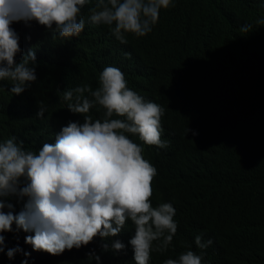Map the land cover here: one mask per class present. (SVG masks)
Wrapping results in <instances>:
<instances>
[{
    "label": "clouds",
    "instance_id": "obj_1",
    "mask_svg": "<svg viewBox=\"0 0 264 264\" xmlns=\"http://www.w3.org/2000/svg\"><path fill=\"white\" fill-rule=\"evenodd\" d=\"M86 5L90 14L83 16ZM174 6L0 0V90L8 119L32 115L34 104L29 124L41 137L35 149L15 136L0 140V264H72L99 241L104 251L128 249L135 264H223L211 257L219 250L211 234L196 232L194 242L186 238L177 248L173 238L184 232L179 203L151 202L157 167L149 157L169 156L174 142L164 125L182 118L183 104L153 91V72L126 34L147 36L161 10ZM35 26L43 34L31 39ZM21 230L6 244L3 233ZM86 255L101 259L94 250ZM226 264L238 261L232 256Z\"/></svg>",
    "mask_w": 264,
    "mask_h": 264
},
{
    "label": "trees",
    "instance_id": "obj_2",
    "mask_svg": "<svg viewBox=\"0 0 264 264\" xmlns=\"http://www.w3.org/2000/svg\"><path fill=\"white\" fill-rule=\"evenodd\" d=\"M173 3L161 10L147 36L126 34L153 72V91L175 95L183 104L182 118L164 125L174 142L169 156L159 159L152 151L149 157L157 167L151 202L179 203L184 232L173 238H178L177 248L204 232L216 239L218 253H211L215 261L226 264L235 256L238 264H264V25L256 24L264 19V0ZM91 6L82 9L83 16ZM246 24L252 30L242 33ZM31 30V39L43 34L39 27ZM7 106L0 90V140L15 136L35 149L41 137L29 123L37 107L31 103L32 115L14 123ZM129 231L130 226L125 235ZM21 233H3L6 244ZM104 243L81 251L72 264H135L128 249L104 251ZM93 250L99 262L88 259L86 252ZM4 258L0 254V261ZM157 258L156 251L152 262Z\"/></svg>",
    "mask_w": 264,
    "mask_h": 264
},
{
    "label": "bare ground",
    "instance_id": "obj_3",
    "mask_svg": "<svg viewBox=\"0 0 264 264\" xmlns=\"http://www.w3.org/2000/svg\"><path fill=\"white\" fill-rule=\"evenodd\" d=\"M177 157V156H176ZM171 161V160H170ZM175 162H177V161H175ZM179 162V161H178ZM175 165V164H174ZM177 166V165H176ZM180 167V166H179ZM178 167V168H179ZM183 167V166H182ZM172 168H173V166H172ZM174 173V172H173ZM176 173V172H175ZM176 176V175H175ZM178 176V175H177ZM180 176V175H179ZM185 202V201H184ZM184 221V220H183ZM186 221V220H185ZM182 222V221H181ZM183 225V224H182Z\"/></svg>",
    "mask_w": 264,
    "mask_h": 264
}]
</instances>
